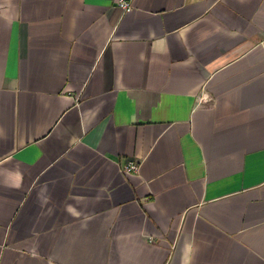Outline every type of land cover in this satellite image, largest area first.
<instances>
[{
	"label": "crops",
	"instance_id": "crops-1",
	"mask_svg": "<svg viewBox=\"0 0 264 264\" xmlns=\"http://www.w3.org/2000/svg\"><path fill=\"white\" fill-rule=\"evenodd\" d=\"M127 1L0 0V264H264V0Z\"/></svg>",
	"mask_w": 264,
	"mask_h": 264
},
{
	"label": "built area",
	"instance_id": "built-area-1",
	"mask_svg": "<svg viewBox=\"0 0 264 264\" xmlns=\"http://www.w3.org/2000/svg\"><path fill=\"white\" fill-rule=\"evenodd\" d=\"M118 6L129 11L131 9V4L127 0H118ZM139 164L134 160H129L127 163L122 166L124 172H138Z\"/></svg>",
	"mask_w": 264,
	"mask_h": 264
}]
</instances>
